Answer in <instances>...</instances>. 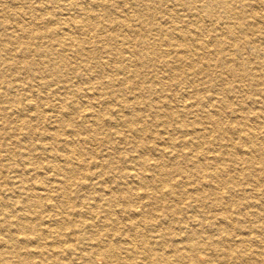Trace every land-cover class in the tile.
<instances>
[{"label":"bare ground","instance_id":"obj_1","mask_svg":"<svg viewBox=\"0 0 264 264\" xmlns=\"http://www.w3.org/2000/svg\"><path fill=\"white\" fill-rule=\"evenodd\" d=\"M0 264H264V0H0Z\"/></svg>","mask_w":264,"mask_h":264}]
</instances>
